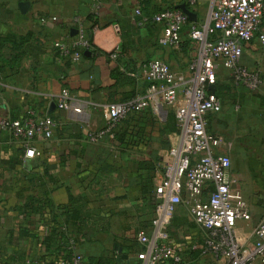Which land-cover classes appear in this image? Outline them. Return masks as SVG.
Masks as SVG:
<instances>
[{"label": "crops", "instance_id": "crops-1", "mask_svg": "<svg viewBox=\"0 0 264 264\" xmlns=\"http://www.w3.org/2000/svg\"><path fill=\"white\" fill-rule=\"evenodd\" d=\"M21 2L27 4L24 13ZM184 3L187 0H0V36H12L13 44V39L27 35L17 51L8 44L0 57V119L22 118L33 110L50 116L56 125L50 139L34 140L38 155L32 159L24 158L20 142L0 128V264L74 255H81L85 264H145L137 233L151 229L155 176L176 142V132L169 130L175 122L145 110L127 115L112 135L97 143L88 142L87 135L105 126L101 106L144 92L143 63L160 59L171 71L187 73L196 53L189 27L183 28L177 47L162 48L158 28H140L133 19L137 8L151 15ZM208 6L209 0H197L192 7L196 23L204 21ZM76 16L85 27L92 26L94 52L86 51L71 63L58 59L53 45L69 31L72 36ZM259 29L264 31V19ZM118 47L119 57L111 59ZM239 63L260 71L261 89L252 93L234 84L229 71L220 68L214 92L222 107L208 123L222 139L216 152L231 160L230 198L245 201L250 211V219L238 221L234 230L244 244L251 242L253 228L264 218V47L256 37L243 44ZM225 73L227 80L221 77ZM62 88L68 89L80 113L50 110ZM168 233L182 264H227L194 248L205 233L185 204L176 206Z\"/></svg>", "mask_w": 264, "mask_h": 264}, {"label": "built area", "instance_id": "built-area-1", "mask_svg": "<svg viewBox=\"0 0 264 264\" xmlns=\"http://www.w3.org/2000/svg\"><path fill=\"white\" fill-rule=\"evenodd\" d=\"M193 7L197 0H187ZM99 5H94L97 12ZM133 19L140 28L157 27V43L162 48L177 47L187 25L188 37L196 43V53L190 60L187 73L171 71L160 59L143 63L141 78L147 83L142 94L101 106L105 126L87 135L90 143H97L113 130L127 115L149 110L159 119L173 113L177 133L176 142L159 163L155 176V207L149 232L140 230L137 241L144 246L145 264H182L178 251L169 242L168 227L176 206L185 204L193 221L205 233L203 241L194 246L202 254L223 259L227 264H264V218L253 228L252 240L239 243L234 230L238 221L251 217L243 200L233 201L230 192L234 183L231 160L216 150L222 139L209 127L208 117L221 111L220 99L209 90L217 81L220 68L229 71L232 81L246 90L257 93L262 87L261 73L240 65L243 44L254 37L264 47V0H209L208 11L201 24L190 22L185 14L165 8L144 15L137 8ZM57 21L56 17L51 18ZM75 36L57 40L53 48L60 60L77 63L83 51L90 49L84 20L73 17ZM121 48L110 53L117 59ZM59 110L80 113L70 92L62 88L55 99ZM55 121L50 116H38L29 110L22 118L0 119V128L20 142L23 157L38 155L34 140L41 136L50 139ZM24 264H85L81 255L58 261L26 260Z\"/></svg>", "mask_w": 264, "mask_h": 264}, {"label": "trees", "instance_id": "trees-1", "mask_svg": "<svg viewBox=\"0 0 264 264\" xmlns=\"http://www.w3.org/2000/svg\"><path fill=\"white\" fill-rule=\"evenodd\" d=\"M184 5L186 6V8H188L189 10H191L192 11V7L191 6H189V4L188 3H184ZM144 15H149V14H146V13H143ZM189 23H191V22H188V24ZM91 27L92 26H90V27H86V37L88 38V40L90 41V44H91ZM73 28V27H72ZM71 29V28H70ZM70 32V31H69ZM13 37L12 36H10V35H6V36H0V57L2 56V52H3V50H4V47L6 46V45H8V44H11V39H12ZM15 38V37H14ZM26 38H27V35H25V36H21V37H19V39L17 40V42H15L14 41V39H13V44H11L12 45V49L14 50V51H17L18 49H19V47L22 45V44H24L27 40H26ZM84 52H86V51H83L82 52V55L84 54ZM87 52H89V53H93L94 52V48H93V46H92V44H91V47H90V49H88L87 50ZM121 53V52H120ZM119 53V54H120ZM118 71V70H117ZM116 70H114V72L112 73V74H115V72H117ZM214 94L217 96V92L215 91L214 92ZM133 96H135V95H133ZM132 96V97H133ZM132 97H130V98H132ZM218 97V96H217ZM130 98H128V99H130ZM128 99H126V100H128ZM167 118H168V123H170L171 121H173L174 120V122H175V119H174V116H173V113L172 112H170V113H168L167 114ZM120 123V122H119ZM118 123V124H119ZM117 124V125H118ZM117 125H116V127H117ZM115 127V128H116ZM115 128L113 129V130H111L108 134H106L104 137H107V136H109V135H112L113 133H114V131H115ZM169 130L170 131H172V132H176L177 133V127H176V123H175V127H173V129L171 130V128L169 127ZM103 137V138H104ZM103 138H101V139H103ZM155 207V206H154ZM69 259V258H68Z\"/></svg>", "mask_w": 264, "mask_h": 264}, {"label": "water", "instance_id": "water-1", "mask_svg": "<svg viewBox=\"0 0 264 264\" xmlns=\"http://www.w3.org/2000/svg\"><path fill=\"white\" fill-rule=\"evenodd\" d=\"M19 8H20V11L24 13L26 11V9H27V4L24 3V2H21V3H19ZM176 9L180 10L183 14H185L190 22H196L195 21V14L193 12H191L188 8H186V6L184 4L177 6ZM71 35L75 36L76 35V31L72 29L71 30ZM85 54L87 55V53H85ZM209 90L212 93H214V86H210ZM55 107H56L55 104L52 103L50 105V110L54 109Z\"/></svg>", "mask_w": 264, "mask_h": 264}, {"label": "rangeland", "instance_id": "rangeland-1", "mask_svg": "<svg viewBox=\"0 0 264 264\" xmlns=\"http://www.w3.org/2000/svg\"><path fill=\"white\" fill-rule=\"evenodd\" d=\"M205 11H206V13H207V10H205ZM217 74H218V73H217ZM219 75H220V73H219L217 76L219 77ZM221 77H222L224 80L229 79V78H228L229 75H228L227 73H225L224 75H221ZM229 84L232 85V81L229 80ZM229 84H228V85H229ZM232 86L234 87V85H232ZM254 264H261V263H259V261H255Z\"/></svg>", "mask_w": 264, "mask_h": 264}]
</instances>
